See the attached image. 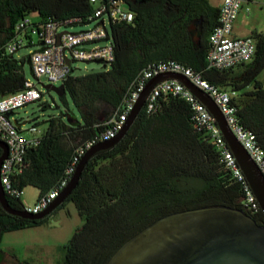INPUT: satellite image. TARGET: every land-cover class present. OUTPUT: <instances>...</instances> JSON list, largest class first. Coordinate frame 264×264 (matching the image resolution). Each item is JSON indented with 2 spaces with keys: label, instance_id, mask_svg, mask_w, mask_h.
I'll use <instances>...</instances> for the list:
<instances>
[{
  "label": "trees",
  "instance_id": "trees-1",
  "mask_svg": "<svg viewBox=\"0 0 264 264\" xmlns=\"http://www.w3.org/2000/svg\"><path fill=\"white\" fill-rule=\"evenodd\" d=\"M123 1L133 20L110 25L114 62L102 72L71 76L63 83L65 94L59 98L66 111L47 121L41 139L27 151L25 168L13 179L17 190L33 187L39 199L55 188L79 149L99 142L139 75L167 61L237 92L233 103L239 123L264 151V84L258 80L264 70V33H251L255 55L237 71L208 69L209 35L218 23V7L207 0ZM93 10L90 0H0V98L25 89L29 56L17 59L6 51L19 21L35 13L41 23L69 18L84 23ZM67 96L76 112L69 109ZM191 118L184 100L162 95L153 113L143 108L117 144L91 157L77 186L50 215L26 219L0 205V242L5 233L44 225L73 203L84 224L66 244L62 264H106L126 241L166 215L209 206L241 209L239 186ZM6 197L13 210L24 211L20 198ZM252 218L264 224L262 210Z\"/></svg>",
  "mask_w": 264,
  "mask_h": 264
},
{
  "label": "built area",
  "instance_id": "built-area-1",
  "mask_svg": "<svg viewBox=\"0 0 264 264\" xmlns=\"http://www.w3.org/2000/svg\"><path fill=\"white\" fill-rule=\"evenodd\" d=\"M258 0H223L219 7L218 23L209 35L210 50L207 55L208 69L225 71L249 63L256 52V43L251 36L234 37L236 20L244 10L250 13V5ZM94 5L93 13L82 23V19L69 18L63 22H35L29 16L19 21L15 36L8 43L6 51L15 55L19 51L34 47L29 55V64L37 83L25 81V89L0 98V141L8 147L7 158L0 168V181L6 196L20 198L22 191L13 186V179L25 168L27 151L41 139L43 132L36 126L24 128L26 122L13 121L11 116L18 109L42 99L43 92L38 88L40 81L47 85L63 83L74 76L76 62L97 63L109 68L114 62L113 43L107 24L130 23L133 13L123 0H90ZM92 28L78 32L62 31V28L89 26ZM162 73H178L190 83L207 94L222 113L227 125L238 142L248 152L252 160L264 174V151L256 143L253 133L244 129L238 120V108L233 100L237 92L214 86L200 73L175 61H167L149 66L133 84L130 93L119 114L108 123V128L101 135L99 142L114 138L123 128L137 99L147 82ZM162 95H172L184 100L190 107L192 122L197 133L207 137L219 154L220 163L229 172L232 180L241 190V209L249 216L258 215L259 203L250 188L237 160L228 147L216 121L206 107L180 82L167 80L158 84L148 96L144 108L147 114L155 111ZM94 143L80 148L76 157L65 172L59 184L41 196L34 207L24 211L37 214L46 209L60 192L68 185L82 155Z\"/></svg>",
  "mask_w": 264,
  "mask_h": 264
},
{
  "label": "water",
  "instance_id": "water-1",
  "mask_svg": "<svg viewBox=\"0 0 264 264\" xmlns=\"http://www.w3.org/2000/svg\"><path fill=\"white\" fill-rule=\"evenodd\" d=\"M167 80L183 84L212 115L264 214V174L238 142L212 99L178 73H162L147 82L123 128L114 138L94 144L82 155L68 185L46 209L37 214L13 210L0 181L1 207L11 215L26 219H42L50 215L77 186L91 157L113 147L125 136L144 108L151 91ZM43 87L58 97L65 94L63 85ZM0 149L1 168L7 158L8 147L0 141ZM106 264H264V226L258 225L239 208L209 206L181 211L146 226L126 241Z\"/></svg>",
  "mask_w": 264,
  "mask_h": 264
},
{
  "label": "rangeland",
  "instance_id": "rangeland-1",
  "mask_svg": "<svg viewBox=\"0 0 264 264\" xmlns=\"http://www.w3.org/2000/svg\"><path fill=\"white\" fill-rule=\"evenodd\" d=\"M213 7H220L223 0H207ZM249 15L241 12L234 25V37L251 36L254 31L264 33V0H258L250 5ZM33 21L40 19L37 14L29 16ZM89 26H74L73 28H62V31L78 32L92 28ZM110 31V26L107 24ZM35 48H26L15 54V58L27 57ZM74 76H83L89 73L102 72L105 68L102 64L94 62H76L74 64ZM236 71L238 69H235ZM24 77L26 80L37 83L30 64L24 66ZM258 80L264 84V70L258 76ZM38 88L42 90L41 100L18 109L11 116L13 121L26 122L24 128L36 126L44 132L48 126V120L66 111V107L60 98L52 91L44 89L47 85L44 80L40 81ZM57 83L55 86H60ZM69 109L76 112L70 98L67 96ZM48 104L50 107L42 110L41 106ZM39 192L33 187H26L20 197L25 208L34 207L37 203ZM84 218L78 214L73 203H67L62 209L50 216L48 221L39 227L27 228L20 231L5 233L0 242V264H18L11 261L15 259L19 262L27 261L30 264H62L65 257V246L72 238L75 231L82 227Z\"/></svg>",
  "mask_w": 264,
  "mask_h": 264
},
{
  "label": "crops",
  "instance_id": "crops-1",
  "mask_svg": "<svg viewBox=\"0 0 264 264\" xmlns=\"http://www.w3.org/2000/svg\"><path fill=\"white\" fill-rule=\"evenodd\" d=\"M242 12H244V14H246V15H249V14H247L244 10H243ZM240 14H241V13H240ZM239 16H240V15H239ZM233 32H234V30H233ZM11 261L17 262V263L19 264V261L15 260V259H11Z\"/></svg>",
  "mask_w": 264,
  "mask_h": 264
},
{
  "label": "flooded vegetation",
  "instance_id": "flooded-vegetation-1",
  "mask_svg": "<svg viewBox=\"0 0 264 264\" xmlns=\"http://www.w3.org/2000/svg\"><path fill=\"white\" fill-rule=\"evenodd\" d=\"M261 226H264V224H261Z\"/></svg>",
  "mask_w": 264,
  "mask_h": 264
}]
</instances>
